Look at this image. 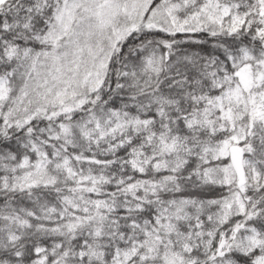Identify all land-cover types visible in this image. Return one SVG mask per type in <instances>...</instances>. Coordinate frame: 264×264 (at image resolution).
Segmentation results:
<instances>
[{"label": "snow or ice", "instance_id": "obj_1", "mask_svg": "<svg viewBox=\"0 0 264 264\" xmlns=\"http://www.w3.org/2000/svg\"><path fill=\"white\" fill-rule=\"evenodd\" d=\"M0 264H264V0H0Z\"/></svg>", "mask_w": 264, "mask_h": 264}]
</instances>
